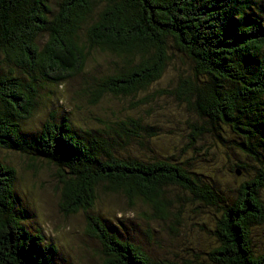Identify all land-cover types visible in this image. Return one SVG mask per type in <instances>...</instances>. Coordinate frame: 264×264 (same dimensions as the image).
<instances>
[{
	"label": "trees",
	"instance_id": "16d2710c",
	"mask_svg": "<svg viewBox=\"0 0 264 264\" xmlns=\"http://www.w3.org/2000/svg\"><path fill=\"white\" fill-rule=\"evenodd\" d=\"M255 5L264 8V0H107L98 10L95 0H0L1 150L55 166L59 207L65 215L85 213L87 232L102 242V264H161L96 210L103 196L121 193L128 200L123 212L140 201L164 219L173 205L169 187L212 204L224 198L182 161L123 153L144 132L157 134L141 116L116 121L110 135L75 129L62 115L28 136L22 120L32 116L40 87L65 83L84 71L92 50H102L119 61L86 82L90 103L108 94L135 96L162 78L170 48L180 51L193 73L160 93L177 94L204 120L194 125V138L208 133L224 142L227 126L256 162L235 164L237 174L253 166L255 173L226 203L219 243L206 254L215 264H264L251 238V227L264 222V17L251 13ZM17 183V169L0 156V264H57V245L23 223Z\"/></svg>",
	"mask_w": 264,
	"mask_h": 264
},
{
	"label": "rangeland",
	"instance_id": "374dc122",
	"mask_svg": "<svg viewBox=\"0 0 264 264\" xmlns=\"http://www.w3.org/2000/svg\"><path fill=\"white\" fill-rule=\"evenodd\" d=\"M105 1L95 0L96 9ZM251 13L264 17V8L255 5ZM85 27L83 25V30ZM169 55L171 58L162 78L152 83L149 89L135 96L108 94L92 104L86 95V82L93 81L92 76L107 72L119 61L109 51L92 50L84 71L61 85L44 84L40 87L37 105L32 116L22 120V128L32 136L46 121H58L60 116L66 115L75 129L104 130L111 135L116 121L126 116H141L144 123L155 127L157 134L150 137V132H144L121 151L133 152L150 160L163 157L182 161L202 182L210 183L224 200L212 204L208 199L202 200L172 186L167 189L173 201L172 211L165 219L155 217L152 208L140 201L131 210L123 212L128 209V200L121 193L103 196L96 210L112 217L115 228L124 238L140 243L161 264H215L209 261L206 252L219 243L215 233L220 229L224 207L240 196L242 184L255 173L253 166L248 172L237 174L235 164L243 161L253 165L256 162L235 145L238 136L227 126L221 131L224 142L213 139L208 133L194 138V125H201L204 120L177 94L160 93V90L176 89L179 76L193 73L192 63L174 48H170ZM150 94L153 95L151 102H141ZM0 156L17 169L16 191L18 207L24 214L23 223L30 232L42 229L46 238L57 245L56 263L102 264V242L87 232L85 213L65 215L59 207L62 191L55 177V166L42 158L1 150V147ZM261 199L264 207V188ZM177 217H180L179 223ZM251 238L255 251L264 253V222L251 227Z\"/></svg>",
	"mask_w": 264,
	"mask_h": 264
}]
</instances>
